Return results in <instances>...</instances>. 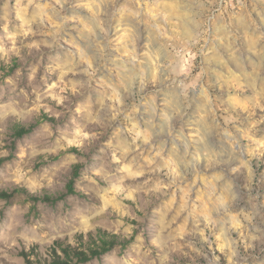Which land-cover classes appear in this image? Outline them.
<instances>
[{
    "label": "clouds",
    "instance_id": "9594fccd",
    "mask_svg": "<svg viewBox=\"0 0 264 264\" xmlns=\"http://www.w3.org/2000/svg\"><path fill=\"white\" fill-rule=\"evenodd\" d=\"M0 264H264V0H0Z\"/></svg>",
    "mask_w": 264,
    "mask_h": 264
}]
</instances>
